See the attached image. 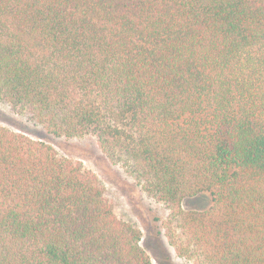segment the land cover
I'll return each instance as SVG.
<instances>
[{"label":"trees","instance_id":"obj_1","mask_svg":"<svg viewBox=\"0 0 264 264\" xmlns=\"http://www.w3.org/2000/svg\"><path fill=\"white\" fill-rule=\"evenodd\" d=\"M0 102L93 136L178 256L264 264V0H0ZM141 238L81 160L0 125V264H152Z\"/></svg>","mask_w":264,"mask_h":264},{"label":"rangeland","instance_id":"obj_2","mask_svg":"<svg viewBox=\"0 0 264 264\" xmlns=\"http://www.w3.org/2000/svg\"><path fill=\"white\" fill-rule=\"evenodd\" d=\"M0 125L40 138L52 145L60 155L81 160L94 171L107 189L116 214L140 228L141 245L150 255L152 264H193L192 259L178 256L163 233L162 221L168 214L165 204L148 196L119 164L112 163L98 148L93 136H54L41 125L16 114L0 102ZM211 204L207 192L182 200L184 212H199Z\"/></svg>","mask_w":264,"mask_h":264}]
</instances>
